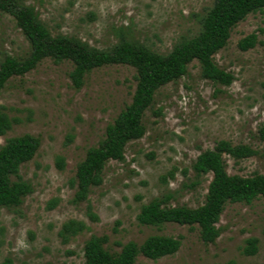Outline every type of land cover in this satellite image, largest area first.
<instances>
[{
  "label": "rangeland",
  "instance_id": "1",
  "mask_svg": "<svg viewBox=\"0 0 264 264\" xmlns=\"http://www.w3.org/2000/svg\"><path fill=\"white\" fill-rule=\"evenodd\" d=\"M30 6L51 36L64 35L106 50L119 38L166 54L184 38L194 36L212 0H19ZM254 33L247 51L239 39ZM28 44L6 14L0 13V61L22 58ZM214 64L233 77L227 87L200 76L198 64L159 89L142 116L144 134L124 146L122 161H107L102 182L90 190L87 202L97 221L86 216V203L71 202L74 171L85 151L103 138L106 125L130 103L134 70L125 65L93 69L79 89L71 86L67 62L45 59L0 89V105L16 120L0 136L29 134L38 138L36 153L19 166L20 178L31 187L15 208L0 207V263L82 264L84 242L104 235V248L118 253L123 244L140 245L148 236L179 240L170 256L149 260L138 255L133 264H264V200L249 205L227 204L218 218L219 235L204 244L196 228L168 223L142 226L136 215L154 198L166 205L196 208L203 204L210 174L196 178L195 158L220 140L255 151L234 162L223 155L228 175H264V143L257 130L264 126V13H252L231 30L226 45L212 56ZM71 140L67 142V137ZM56 156L64 160L59 171ZM55 206L47 208L49 201ZM74 219L86 230L62 243L60 225ZM255 238L254 255L242 254L245 240Z\"/></svg>",
  "mask_w": 264,
  "mask_h": 264
},
{
  "label": "trees",
  "instance_id": "2",
  "mask_svg": "<svg viewBox=\"0 0 264 264\" xmlns=\"http://www.w3.org/2000/svg\"><path fill=\"white\" fill-rule=\"evenodd\" d=\"M256 12L264 13V0H212L200 18L198 32L176 43L168 53L158 54L124 38H119L109 49L99 50L72 37L51 36L30 6L23 5L19 0H0V13L11 17L28 44V53L24 57L17 59L5 55L0 61V89L9 78L24 75L45 59L54 64H70L68 78L74 89L82 86L83 78L93 69L125 65L134 70V90L130 103L106 125L103 138L96 146L88 148L75 166L71 202H85L86 216L90 221H97L87 202L88 194L92 188L101 184L106 162L122 161L126 143L144 134L142 116L151 105L155 91L183 76L188 64L193 61L198 64L203 79L229 86L233 81L232 75L219 69L212 56L226 45L236 24ZM256 38L251 33L239 39L236 47L240 51H247L255 46ZM16 122L7 115L5 107L0 105V136L5 135ZM257 135L264 143V126L258 128ZM70 140L68 136L67 142ZM38 146V138L29 134L7 138L0 145V207L15 208L31 192L30 185L20 178L18 169L31 160ZM254 154L255 151L246 145L217 141L212 149L201 152L191 165L196 178L211 175L203 204L196 208L170 207L166 205L169 197L154 198L140 207L136 215L137 223L155 228L168 223L196 228L202 243H214L219 235L215 225L225 205H249L259 198L264 200V175H228L224 170L222 156L226 155L236 162ZM54 165L61 171L64 167L63 158L56 156ZM54 206L55 200L47 204L48 209ZM84 230L86 226L82 221L69 219L60 225L57 235L62 243H66ZM106 242L104 235L90 236L83 245L82 264H133L138 255L154 261L173 255L180 244L179 240L171 237L151 235L140 245L127 242L118 253H110L104 248ZM256 243L255 238L246 239L242 254L254 255ZM0 264L13 263L5 258Z\"/></svg>",
  "mask_w": 264,
  "mask_h": 264
}]
</instances>
